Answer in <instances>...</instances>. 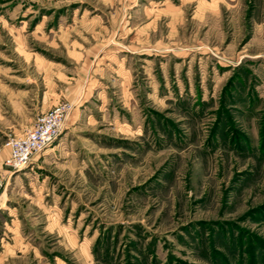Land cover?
I'll list each match as a JSON object with an SVG mask.
<instances>
[{"label": "rangeland", "instance_id": "obj_1", "mask_svg": "<svg viewBox=\"0 0 264 264\" xmlns=\"http://www.w3.org/2000/svg\"><path fill=\"white\" fill-rule=\"evenodd\" d=\"M56 104L0 264H264V0H0V170Z\"/></svg>", "mask_w": 264, "mask_h": 264}, {"label": "built area", "instance_id": "obj_2", "mask_svg": "<svg viewBox=\"0 0 264 264\" xmlns=\"http://www.w3.org/2000/svg\"><path fill=\"white\" fill-rule=\"evenodd\" d=\"M66 115V105L56 104L38 114L33 124L21 136L9 138L6 142L9 154L3 160L4 167L10 171L26 167L33 157L57 138L63 128ZM1 184L0 178V186Z\"/></svg>", "mask_w": 264, "mask_h": 264}, {"label": "crops", "instance_id": "obj_3", "mask_svg": "<svg viewBox=\"0 0 264 264\" xmlns=\"http://www.w3.org/2000/svg\"><path fill=\"white\" fill-rule=\"evenodd\" d=\"M43 112H45V111H40V112H38L37 114H36V116L38 115V114H40V113H43ZM53 147H51V148H48L47 150H49V149H52ZM46 150V151H47ZM45 151V152H46ZM9 152V151H8ZM44 152V153H45ZM37 157L38 156H35V157H33V159L31 160L32 162L33 161H35L36 159H37ZM4 160V159H3ZM2 160V161H3ZM2 164V168H1V170H0V178H1V182H2V184H1V186H0V188L2 187V185L3 184H6L7 182H9V181H15L19 176H21V177H23V176H25L28 172H15V173H12L13 171H10V170H7L5 167H4V165H3V162L1 163ZM30 174V173H29Z\"/></svg>", "mask_w": 264, "mask_h": 264}]
</instances>
